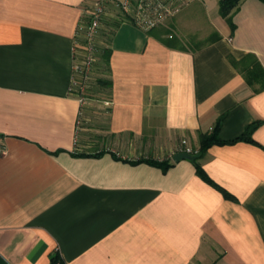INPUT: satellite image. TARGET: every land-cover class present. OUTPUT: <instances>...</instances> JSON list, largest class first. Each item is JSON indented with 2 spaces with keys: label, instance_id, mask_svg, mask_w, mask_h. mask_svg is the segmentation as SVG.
<instances>
[{
  "label": "crops",
  "instance_id": "0c3cea01",
  "mask_svg": "<svg viewBox=\"0 0 264 264\" xmlns=\"http://www.w3.org/2000/svg\"><path fill=\"white\" fill-rule=\"evenodd\" d=\"M96 1L0 0V264H264V88L230 59L264 69V0H242L234 30L209 17L206 33L181 12L144 31L109 1V65L98 57L81 105L74 47ZM169 31L183 46L163 43ZM222 116L224 140L256 126L207 149L208 182L173 158Z\"/></svg>",
  "mask_w": 264,
  "mask_h": 264
},
{
  "label": "built area",
  "instance_id": "2783aa9c",
  "mask_svg": "<svg viewBox=\"0 0 264 264\" xmlns=\"http://www.w3.org/2000/svg\"><path fill=\"white\" fill-rule=\"evenodd\" d=\"M111 0H97L85 10L86 20L79 26L77 41L74 47L72 80L70 90L76 94L84 105L88 102V88L95 76L96 62L99 57V44L97 41L102 21L106 15L107 4ZM190 0H120L118 3L120 12L127 21L133 23L144 31H150L169 20L175 18L188 5ZM106 101V105H110ZM80 117L82 111L79 112ZM80 119L77 124H80ZM179 152L185 154H197L198 151L182 141ZM6 153L4 136L0 134V156Z\"/></svg>",
  "mask_w": 264,
  "mask_h": 264
},
{
  "label": "trees",
  "instance_id": "16d2710c",
  "mask_svg": "<svg viewBox=\"0 0 264 264\" xmlns=\"http://www.w3.org/2000/svg\"><path fill=\"white\" fill-rule=\"evenodd\" d=\"M242 0H218L219 4V13L220 15L227 21L229 26L231 27L232 30L235 29L236 25L233 22V12L238 8L240 2ZM121 19L126 20L127 19L124 17L122 13H120ZM167 37L161 38L163 43L170 47H181L182 41L179 39V37L172 33V32H167ZM215 37H211L209 40H214ZM101 60H103V65L108 67L109 65V58H110V50L109 48H104L101 52ZM231 62L233 65L241 70V72L245 75V78L248 82L253 83L254 80L261 81V88H264V69L262 68L261 64L257 60V58L253 54H247L245 55L242 59L236 60L234 58H230ZM102 62V61H101ZM102 65V68L104 66ZM98 81L101 83H104V79L99 78ZM223 119V116L219 118L218 124L213 128V130L210 133H205L202 134L200 137V149L198 150L197 154H187V157L191 159L195 166L197 173L206 181L212 182L211 178L207 175L203 167L201 166L199 160L202 158V156L206 153L207 149L214 145V144H224L227 142H234L237 140H252L251 138V132L252 129L255 128L256 123L250 125L248 129L245 131V133L238 138L234 140H224L220 137L219 135V128L221 125V121ZM135 162H147L155 166L161 167L163 170H166L171 166L172 163L166 161V160H156L152 158H142L139 159ZM227 194V193H226ZM228 195V194H227ZM51 264H65L61 256L57 253L55 254L52 259H51Z\"/></svg>",
  "mask_w": 264,
  "mask_h": 264
},
{
  "label": "rangeland",
  "instance_id": "374dc122",
  "mask_svg": "<svg viewBox=\"0 0 264 264\" xmlns=\"http://www.w3.org/2000/svg\"><path fill=\"white\" fill-rule=\"evenodd\" d=\"M205 1V3H204ZM193 0L188 5L184 6L181 13H186V19L193 21L196 25H198L201 29V32L206 33L210 29L209 24V17L212 18L213 15H219V7L218 5H214L213 7L208 4L207 0ZM209 5V6H208ZM206 9H208L206 11ZM101 30V29H100ZM106 37V34L103 35V38ZM98 44H99V56L101 57V52L104 50L105 43L102 42V34L101 31L99 32L98 38H97ZM188 43L190 47L197 46L199 42L190 40V42L185 41ZM202 42V41H201ZM103 43V44H102ZM98 78L99 76H94ZM92 80L94 82V85L97 83V79ZM91 82V84H92ZM198 151V150H197Z\"/></svg>",
  "mask_w": 264,
  "mask_h": 264
},
{
  "label": "water",
  "instance_id": "95a60500",
  "mask_svg": "<svg viewBox=\"0 0 264 264\" xmlns=\"http://www.w3.org/2000/svg\"><path fill=\"white\" fill-rule=\"evenodd\" d=\"M185 158H188V157H187V154H185V153H183V152H179V153H177V154L174 156L173 160H174V162H178V161H180L181 159H185Z\"/></svg>",
  "mask_w": 264,
  "mask_h": 264
}]
</instances>
